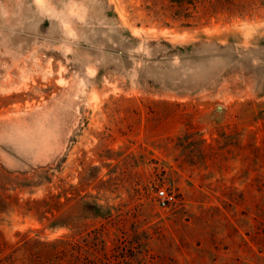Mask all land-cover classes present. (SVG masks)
<instances>
[{"label": "rangeland", "instance_id": "obj_1", "mask_svg": "<svg viewBox=\"0 0 264 264\" xmlns=\"http://www.w3.org/2000/svg\"><path fill=\"white\" fill-rule=\"evenodd\" d=\"M100 233L264 264V0H0V264Z\"/></svg>", "mask_w": 264, "mask_h": 264}, {"label": "trees", "instance_id": "obj_2", "mask_svg": "<svg viewBox=\"0 0 264 264\" xmlns=\"http://www.w3.org/2000/svg\"><path fill=\"white\" fill-rule=\"evenodd\" d=\"M88 207L91 206L86 202L82 204V208ZM58 223L63 222H58L56 218L50 225L56 226ZM29 240H25L19 247L28 251L25 264H106L99 253L105 249V239L101 233L90 239L88 235L83 236L74 242L70 236L56 238L52 242ZM37 246L42 249H36ZM4 261L2 258L1 264L10 263Z\"/></svg>", "mask_w": 264, "mask_h": 264}, {"label": "built area", "instance_id": "obj_3", "mask_svg": "<svg viewBox=\"0 0 264 264\" xmlns=\"http://www.w3.org/2000/svg\"><path fill=\"white\" fill-rule=\"evenodd\" d=\"M157 194L159 198L158 202L161 206H166L169 204L171 196L164 189L157 190Z\"/></svg>", "mask_w": 264, "mask_h": 264}]
</instances>
